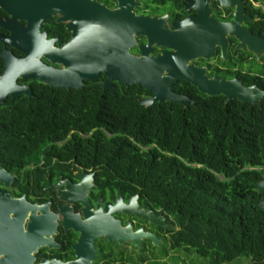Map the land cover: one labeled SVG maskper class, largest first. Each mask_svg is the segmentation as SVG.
<instances>
[{"label": "flooded vegetation", "instance_id": "1", "mask_svg": "<svg viewBox=\"0 0 264 264\" xmlns=\"http://www.w3.org/2000/svg\"><path fill=\"white\" fill-rule=\"evenodd\" d=\"M55 1L58 12L41 24L39 33L45 35L46 41H52L53 49L61 55L55 64L46 57L40 61L57 71L74 69L76 75L99 70L96 82L82 77L81 89H59L82 92L75 97L78 101L109 103L113 93L125 96L122 99L136 100L142 107H151L142 104L153 97L144 87H127L113 80L111 88L104 90L107 77L103 69L121 67L118 57L124 49L135 58L143 57V52L150 58L160 57L163 77L168 68L183 69L185 64L204 70L209 79L240 80L250 87L257 86L253 77H260L259 82L264 84V55L259 60L248 48L239 49L236 34L225 31V25L237 23L238 28L264 40V0H0V20H11L15 12L25 14L19 10L24 7ZM3 5L17 10L9 14ZM16 19L20 26H28L27 20ZM11 34L0 27V36ZM198 37L201 40L192 41ZM129 38H133L134 45L129 43L132 46L128 47ZM1 45L0 53L6 49L15 58L26 57L15 47ZM197 45L205 55L212 53V57L190 58L186 49ZM242 80L254 83L245 84ZM39 83L17 80L19 86L30 89L32 96L9 97L0 104V124L16 106L21 108L20 103L40 98L37 94L43 90ZM188 83L177 80L170 89L197 104V92ZM41 100L46 102L44 95ZM104 116L109 122L90 130L92 125L85 117L74 122L67 139L57 143V149L66 151L61 157L51 158L46 146L38 145L34 149L25 146L29 151L25 159H0V171L7 176L0 180V259L6 253L24 261L28 256L33 264H70L89 259L93 264H211L181 246L182 228L172 214L154 208L140 183L121 175L123 171L118 173L116 168L126 162L97 157L84 160L75 154V148L67 151L72 147L67 141L75 136L88 140L95 134L112 137L123 133L115 121L127 120L129 115L108 111ZM42 147L43 152L35 151ZM151 217L163 219L175 229L169 230Z\"/></svg>", "mask_w": 264, "mask_h": 264}, {"label": "trees", "instance_id": "2", "mask_svg": "<svg viewBox=\"0 0 264 264\" xmlns=\"http://www.w3.org/2000/svg\"><path fill=\"white\" fill-rule=\"evenodd\" d=\"M253 79L250 83L264 90L262 78ZM38 85L39 99L24 101L3 117L0 159H25V146L38 145L46 146L51 158L61 157L66 151L57 143L81 117L90 130L109 122L108 111L129 115L115 121L123 133L75 136L67 151L75 148L84 160L126 162L118 173L140 183L154 208L172 214L182 228L181 246L209 263L264 264V98L258 105L226 103L224 96L203 95L193 87L195 106L166 102L146 108L120 94L112 93L109 103L81 102L75 97L82 92Z\"/></svg>", "mask_w": 264, "mask_h": 264}, {"label": "water", "instance_id": "3", "mask_svg": "<svg viewBox=\"0 0 264 264\" xmlns=\"http://www.w3.org/2000/svg\"><path fill=\"white\" fill-rule=\"evenodd\" d=\"M58 8L56 1L51 4L49 2L48 5L45 6L24 7L19 10H22L25 14L15 12V15H13L11 20H0V27L11 31L12 33L9 37L0 36L1 43L5 47H15L26 53L24 59L15 58V56L6 51V49L0 53V58L4 61L3 73L0 75V104L5 103L9 97L17 99L21 95L32 96L30 89L26 86H19L17 84L18 79H22L24 82L27 80H36L51 88H65L68 90L81 89L82 77L88 78L94 82L98 81V69L93 70L90 74L86 73V75L83 76L82 73L76 75L77 73L74 69H72V71L70 69H66V71H57L46 67L41 63L40 58L46 57L55 64L58 62L61 55L60 51L53 49L52 41H46L45 35H40L39 33L41 24L45 20L56 15ZM3 9L9 14H12V11L17 10L16 8L10 6L6 7L4 5ZM14 17L27 20L28 26H20L17 19ZM239 20L242 21L241 18ZM228 30L234 32L238 37L240 41V45L238 46L239 49L248 48L254 52L260 60L261 56L264 55V40L252 36L241 27L238 28L237 23L231 26L225 25V31ZM194 40L199 41L201 39L198 37L192 39V41ZM128 41V47L131 44L134 45L133 38H129ZM147 47L149 48L150 45ZM186 50H188L190 58L212 57V53L210 55H205L203 48L199 45ZM224 58H227L225 51ZM118 60H121L119 62L121 67H116L111 70H106V68L103 69V72L107 77L104 84V90L111 88V81L113 80L123 83L127 87L132 85L144 87L153 94L151 99L142 102V104L147 107L156 103L162 104L164 102L178 103L185 108L195 106V100L171 91L170 86L177 80H184L191 83L203 95L212 97L224 96L226 98V103L238 100L243 103L258 105L264 98V91L258 86L246 87L240 80L227 81L225 79L221 80L217 77L209 79L204 73V70L187 67L185 64L183 69L168 68L166 70L167 76L163 77L164 70H161L159 67V60H161V58H150L147 52H143V57L135 58L124 49L121 51ZM113 63L114 62H112V65ZM101 65H104V63H101ZM114 66L115 64L113 67ZM64 74H70L71 76L69 78H64ZM6 177V173L0 171V180H5ZM151 218L155 223L162 225L169 230L175 229L174 226L166 225L163 219L156 220L153 217ZM153 241L155 244H158L155 238H153ZM1 254H3V251ZM4 255L5 258L0 259V264H33L31 258L28 256L26 261H24V258L17 260L18 258H14L6 253H4ZM94 257L95 255L93 254L90 258L93 259ZM42 264L60 263L43 262ZM70 264L93 263L89 259L80 260Z\"/></svg>", "mask_w": 264, "mask_h": 264}, {"label": "rangeland", "instance_id": "4", "mask_svg": "<svg viewBox=\"0 0 264 264\" xmlns=\"http://www.w3.org/2000/svg\"><path fill=\"white\" fill-rule=\"evenodd\" d=\"M233 264H235V263H233Z\"/></svg>", "mask_w": 264, "mask_h": 264}]
</instances>
